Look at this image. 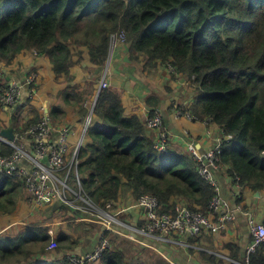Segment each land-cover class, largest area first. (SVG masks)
I'll return each mask as SVG.
<instances>
[{
  "label": "trees",
  "instance_id": "1",
  "mask_svg": "<svg viewBox=\"0 0 264 264\" xmlns=\"http://www.w3.org/2000/svg\"><path fill=\"white\" fill-rule=\"evenodd\" d=\"M115 34L125 35L130 63H140L144 71L162 65L172 69L173 78H189L196 92L190 117L222 132L218 172L244 189L263 192L264 0H0V65L9 67L19 55L34 52L50 61L56 81L68 85L64 96L78 113L85 112V105L97 96L79 153L82 194L106 211L127 189L135 201L145 195L155 197L162 211L171 214L179 205L207 213L216 194L189 151L161 153L155 148L146 122L127 117L120 91L99 90V76L85 86L71 85L72 68L82 64L85 49L91 64L103 73ZM7 86L0 78V91ZM36 86L34 81L29 89ZM25 109V103L10 107V124L0 121V131L14 128L18 145L31 138L29 130L45 115L31 106L32 117L27 119ZM48 116L51 127L57 128L65 112L57 108ZM95 121H101L103 128ZM13 152L0 140V157ZM27 195L23 179L0 175V216L14 215L21 202L31 200ZM59 205L58 212L44 222L31 218L26 225L0 234V264H65L79 241L73 242L66 232L52 235L57 223L76 229L88 242L98 235L100 242L109 240L111 248L97 264H159L156 259L170 264L153 250L111 235L103 224L77 223V215L70 212L76 210ZM199 238L190 243L199 245ZM52 243L56 248H51ZM129 244L139 246V261L130 263ZM227 248L240 259L235 245ZM200 258L205 264H224L206 251L200 252ZM250 264H264V245L250 256Z\"/></svg>",
  "mask_w": 264,
  "mask_h": 264
},
{
  "label": "crops",
  "instance_id": "2",
  "mask_svg": "<svg viewBox=\"0 0 264 264\" xmlns=\"http://www.w3.org/2000/svg\"><path fill=\"white\" fill-rule=\"evenodd\" d=\"M31 71H34V73L30 74ZM72 75L74 81L71 85L73 86H85L92 78L99 76L100 79L96 86L99 90H101V83L106 75L109 88L120 91L127 117L138 116L143 121H146L152 111H159L164 117V131L168 135V150L170 152H188V145L193 144L200 153H205L212 149L214 143L222 137V132L218 126L206 122L193 121L190 117L188 111L194 104L196 92L188 77L177 76L173 78L169 72V68L162 65H159L154 70L144 71L140 63L129 62L127 47L124 43H117L110 47L108 62L103 73L91 64L89 52L85 49L84 60L82 64L72 68ZM30 77H34L37 85L34 89L36 93L32 98H30L31 89H29L30 86L28 85ZM0 78L3 80V84L12 85L16 83L20 86L21 100L18 104H26L25 118L27 119H31L32 117L29 114L31 106L38 110L41 115L51 114L57 108L63 109L65 116L59 125L60 128L53 126L49 140L53 145H58L62 132L64 129L68 130L66 160L67 164H69L76 147L80 142L85 140L86 122L88 117L92 115L97 96L92 102L85 105V112L78 113V107L68 102L64 96L68 85L56 81L50 61L46 57L37 56L34 52L19 55L16 61L9 67L0 65ZM30 99L32 100L31 103L28 102ZM10 116L11 110L9 108L1 109V122L9 125ZM95 125L100 129L103 128L101 121H95ZM62 127L65 128L61 131ZM7 128H10V126ZM148 134L156 140L159 132L158 130L149 128ZM33 142L32 138H26L21 143L33 154ZM43 162L48 165L47 159H43ZM23 166H29V163L23 162ZM62 173H58V175ZM74 174V177H71V186L73 188L77 186L76 172ZM215 177L220 183L222 196L230 201L233 207L240 205L243 207V210L239 213L237 221L229 224L227 229L221 233L215 234L205 231L199 238V247L202 251L215 255L219 259H222L220 256H224L242 261L253 243L249 229V215L253 216L258 222L264 223V191L255 193L248 188L244 189L233 179L230 180L225 175V172H217ZM29 198L32 200L29 205L36 204L30 196ZM239 199L240 203H238ZM135 202L133 196L125 189L119 202L115 204L116 210H113L118 212L122 209L119 217L128 225H140L144 220L145 211L135 207ZM23 203H20L18 210L24 206ZM59 204H61L60 201H54L52 204L39 205L38 207L43 208L42 218H38L32 214L33 217L27 215L13 222L8 221L7 225H2L4 227L0 229V234L5 233L10 228L14 229L18 225H26L25 222L31 218H38L40 222H44L45 219L53 217L58 212ZM70 212L77 215V223L101 224L90 220V217L83 214V212ZM104 230L108 231L106 227H104ZM124 231L128 232L126 229ZM51 232L55 236L61 232H66L72 236L73 242L79 241L78 246H74L72 250H69L71 251L70 253H73L72 255L78 256L92 252L98 246L99 239L101 238V235H98L95 239L92 238L88 242L76 229H68L66 224L61 223L54 224ZM108 232L111 235H117L132 241L135 245H139L140 249L144 248L155 251V253L170 264H205L200 258L201 251L189 254L187 250L164 244L161 245L163 247L162 250L156 251L151 242L146 238L138 237L140 240H146L145 242L150 245L143 247L126 236L118 235L111 231ZM135 245L129 244L132 256L130 257V263L131 261L136 262L140 259L139 256H136V253H140L141 250L138 248L139 246ZM228 245H235L240 250V259H236L232 255V251L227 248ZM174 249H177V252ZM224 264L227 263L224 261Z\"/></svg>",
  "mask_w": 264,
  "mask_h": 264
},
{
  "label": "built area",
  "instance_id": "3",
  "mask_svg": "<svg viewBox=\"0 0 264 264\" xmlns=\"http://www.w3.org/2000/svg\"><path fill=\"white\" fill-rule=\"evenodd\" d=\"M125 42L126 37L124 34L111 36V46ZM169 70L170 73L173 72L171 68ZM106 77L105 75L102 80L101 90L109 87ZM33 82L34 77H30L28 85L30 86ZM35 93L36 91L31 89L30 98ZM20 100L21 89L16 83L0 91V107L2 109L16 106ZM92 119V116L87 119L86 132L92 123ZM145 122L148 128L159 131L155 140V148L161 153H168V135L164 131L163 115L160 112L155 113V115L148 117ZM51 131L50 117L45 115L42 121L34 125L28 132V135L34 141L33 154L22 143L18 145L15 141L8 143L14 148L13 154L9 157H0V175L23 179L28 195L38 205H48L54 203V201H60L73 210L89 215L90 220L103 224L108 231L126 236L143 247L150 245L145 242L146 240H140L138 237L146 238L152 243L171 245L184 250L193 249L197 252L202 251V249L199 245H192L190 243L192 239L200 237L205 231L215 234L221 233L227 229L229 224L237 221L239 213L243 210L240 205L233 207L230 201L222 196L220 183L215 177V174L220 170L222 137L214 143L212 149L205 153H200L193 144L188 145L189 154L200 165L201 176L208 181L216 193L209 204L207 213L196 212L183 206L177 207L176 214L166 213L162 211L158 199L145 195L137 200L134 205L145 211L143 223L140 225H128L119 217L122 209L118 212L113 211L116 210L115 205L109 204V210H102L82 194L78 165L79 153L84 140L78 144L72 155L71 162L67 164L66 152L69 132L64 129L60 143L53 145L49 140ZM231 138L228 137L227 139L230 140ZM43 159H47L48 165L43 162ZM23 162L29 163V166H23ZM62 172L65 177L60 178L58 173ZM75 172L77 186L73 188L70 181L72 173ZM248 221L253 243L242 261L220 256L228 264H250V256L255 253L257 247L264 245V223L258 222L250 215ZM124 229L128 232H125ZM51 233L53 235V232ZM56 246V243L51 244V248H56ZM110 248V242L104 239L92 252L86 255H69L65 264L95 263ZM153 248L156 251L158 250L156 247Z\"/></svg>",
  "mask_w": 264,
  "mask_h": 264
},
{
  "label": "rangeland",
  "instance_id": "4",
  "mask_svg": "<svg viewBox=\"0 0 264 264\" xmlns=\"http://www.w3.org/2000/svg\"><path fill=\"white\" fill-rule=\"evenodd\" d=\"M117 51V50H116ZM169 72H170V70H169ZM171 74V73H170ZM60 178H63V177H65V174L63 173V174H60V175H58ZM74 177V173H72V178ZM71 182V181H70ZM28 196V195H27ZM29 198V197H28ZM29 203H31V201H29ZM29 203H23V205L24 206H22L18 211H17V213L16 214H14V215H12V216H0L1 218H3V219H1L0 218V229L1 228H3L4 226H2V225H7L8 224V221L9 222H13V221H15V220H17V219H22V218H24L25 216H27V215H29V216H31V217H33L32 216V214H34V216L36 215V217H38V218H42L41 217V214H42V212H43V208H41V207H38L39 205H37V204H34V205H29ZM26 204V205H25ZM101 226V225H100ZM102 229H103V226H102ZM151 245L153 246V247H156V249H158V250H162V246L161 245H159V244H156V243H152L151 242ZM174 251L175 252H177V249H174ZM154 252V251H153ZM156 261L160 264L161 263V261L159 260V259H156Z\"/></svg>",
  "mask_w": 264,
  "mask_h": 264
},
{
  "label": "water",
  "instance_id": "5",
  "mask_svg": "<svg viewBox=\"0 0 264 264\" xmlns=\"http://www.w3.org/2000/svg\"><path fill=\"white\" fill-rule=\"evenodd\" d=\"M96 102H97V100L94 103V108H95ZM94 108H93V112H94ZM92 115H93V113H92ZM0 140L4 141L6 143L15 142L17 140V138H16V134L14 132V128L10 127V128L2 129L0 131Z\"/></svg>",
  "mask_w": 264,
  "mask_h": 264
}]
</instances>
